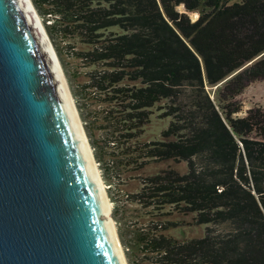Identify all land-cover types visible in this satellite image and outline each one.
Returning a JSON list of instances; mask_svg holds the SVG:
<instances>
[{"label":"trees","instance_id":"16d2710c","mask_svg":"<svg viewBox=\"0 0 264 264\" xmlns=\"http://www.w3.org/2000/svg\"><path fill=\"white\" fill-rule=\"evenodd\" d=\"M32 1L60 54L70 37L91 46L75 52L70 44L65 53L98 66L74 93L85 100L102 95L110 106L103 116L109 124L101 129L112 134L100 145L91 137L113 197L121 192L154 209L173 204L206 225L203 237L178 240L164 234L166 223L125 222L121 236L130 263L264 264V110L239 115L236 97L244 85L234 83L242 80L235 73L257 58L251 76L264 78V0ZM215 86L218 102L209 92ZM162 101L164 115L173 118L163 140L130 144V131L148 123ZM96 115L90 110L86 118ZM121 121L124 132L113 136ZM105 152L111 157L103 161ZM147 160L186 161L189 170L142 178L135 193L119 187L126 181L119 165L137 169ZM116 200L118 208L125 202Z\"/></svg>","mask_w":264,"mask_h":264},{"label":"water","instance_id":"95a60500","mask_svg":"<svg viewBox=\"0 0 264 264\" xmlns=\"http://www.w3.org/2000/svg\"><path fill=\"white\" fill-rule=\"evenodd\" d=\"M30 2L36 14L28 0H0V264H129L68 79Z\"/></svg>","mask_w":264,"mask_h":264},{"label":"rangeland","instance_id":"374dc122","mask_svg":"<svg viewBox=\"0 0 264 264\" xmlns=\"http://www.w3.org/2000/svg\"><path fill=\"white\" fill-rule=\"evenodd\" d=\"M240 0H231V2H236ZM195 15L192 14V17ZM195 18V17H194ZM42 22L44 26L46 27V23L44 22L43 18L41 17ZM114 28H110L105 30V33H110ZM50 36V35H49ZM51 42L56 50V53L58 55V58L60 60V63L62 65V68L66 74V77L68 79L71 91L73 93L74 100L76 102V106L78 109V113L80 115L81 121L85 127L86 133L88 135L92 150L94 152V156L96 158V161L98 163L100 172L102 174L103 180L105 182V185L107 187V192L110 198V201L112 203L111 208V217L113 218L117 231L119 233V236L122 241L121 236V230H126L125 224L128 223L129 225H134L133 222H137L135 225H141L142 222L144 224H148L150 222V225L154 222H163L165 226H168V229L163 230L164 234L171 236L173 238H177L178 240H189L193 238H199L203 237L205 235L206 225H200L196 224L195 222V214L188 213L185 214L179 210V208L176 205L173 204H167L164 206H158L159 209H154V206L152 205L149 207H145L144 204H140L139 202L135 203L132 201H127L126 197L123 196V194L117 195L116 197H113L115 190L113 188H109V185L107 183V179L105 178V175L103 174V170L101 168L99 157L97 156L98 150L96 149V146H94L92 142L91 134L94 136L96 140H98V144H101L102 136L108 137L107 134L110 133V130L101 129V126L105 127L108 122L104 121L103 116L105 115L104 109L110 108L107 103H104L101 101L102 95H98L97 97L91 96L90 99L85 100L84 98L81 99L80 95H75V91L79 90L78 85L79 84H85L88 81V76L86 75L87 72H91L98 68L97 65H84V62H82L78 58H74L70 56L69 54L65 53V49H67V46L69 47L70 44L74 45V49L77 51L81 50H87L91 46H88L86 44H83L80 38L78 37H70L65 42H61V46H59L60 51L62 54H60L58 47L56 46L55 42L50 37ZM62 47V49H61ZM64 60H63V58ZM259 58L256 60L248 63L243 68L238 70L235 74H239L242 78L240 82L235 81L237 85L243 84L244 88L243 91L236 97V100L238 104H241L242 111L239 115H244L247 113L249 109L252 108H262L264 110V78L261 77H255L254 75L251 76L253 72L257 74V67L256 62ZM77 68L76 70L73 68ZM75 70V71H73ZM71 73V76L69 72ZM74 72H81L82 74L80 76H77ZM235 75V76H237ZM234 76V75H232ZM230 76V78H235ZM71 79V80H70ZM128 83V82H127ZM224 84L222 86H219V88L222 87V90L224 88ZM236 87V86H235ZM218 87H209V92L211 94V97L218 102ZM79 96V98L77 97ZM165 101L157 103V106H155L152 110V114L150 116V120L148 123H146L143 127L133 129L132 133L134 135L132 136V139H130V144L135 143H148V142H155L158 140H163L162 132L167 129L173 120L171 116H165L164 109H161L160 106H164ZM123 108L120 107L118 110H122ZM90 110L99 112V116L96 115L94 118H86V116L89 114ZM92 112V111H91ZM98 114V113H97ZM118 117H120V113ZM94 115V114H93ZM91 122L92 127L94 130H90L87 127L86 121ZM125 125L123 121H121V124L117 123L115 126H118L119 131H115L114 135L118 134L120 136L121 132H124L121 128ZM114 126V125H112ZM114 129V128H113ZM106 130V133H105ZM121 130V131H120ZM101 139V140H100ZM119 141H124L123 139H116ZM111 151V148H109ZM106 151V150H105ZM103 152V151H102ZM100 153V151H99ZM109 153V151H108ZM107 152L104 154V160H108L111 156L108 155ZM101 154V153H100ZM102 156V155H101ZM121 155H116V160L118 161L121 159ZM146 164H143L142 166L137 165V169H135V164H130L124 167H121L119 165L118 167L122 171V178L126 179V181H121V184L119 187H123L126 190L131 191L132 193L137 192L142 186L143 183L146 180H142V178L147 179L148 176H152L158 172H163L165 170H173L178 173H186L189 170V165L186 161L177 162L175 160H156V162H152L147 160ZM125 190L122 189V192ZM127 192V191H126ZM120 196L125 202L120 205V208L117 207L116 199ZM127 201V202H126ZM117 208V211H116ZM126 222V223H125ZM132 227V226H131ZM133 228V227H132ZM122 245L124 247L128 263H130L129 256L127 254L126 248L122 242Z\"/></svg>","mask_w":264,"mask_h":264},{"label":"bare ground","instance_id":"6f19581e","mask_svg":"<svg viewBox=\"0 0 264 264\" xmlns=\"http://www.w3.org/2000/svg\"><path fill=\"white\" fill-rule=\"evenodd\" d=\"M28 1H29L30 5H31L30 0H28ZM31 7H32V5H31ZM32 9H33V7H32ZM33 11H34V9H33ZM34 12H35V11H34ZM35 14H36V12H35ZM196 16H197V15L195 14L194 17H196ZM36 17H37V16H36ZM38 18H39V17H38ZM39 19H40V18H39ZM41 21H42V20L40 19V22H41ZM42 23H43V22H42ZM42 26H43V25H42ZM53 53H54V55H55V58H56V60H57L58 65H59V67H60V70H61V72H62V74H63V70H62V68H61V63H60L59 59L57 58V55H56L54 49H53ZM64 80H65V79H64ZM65 83H66V82H65ZM67 83H68V81H67ZM66 86H67V84H66ZM68 86H69V85H68ZM69 94H70V97H71V100H72V103H73L74 109H75L76 114H77V113H78V109H77V106H76V102H75L73 96H71L70 91H69ZM77 117H78V115H77ZM78 120H79L80 126H81V128H82V126H83L82 121H81L79 118H78ZM82 132H83V135H84V137H85V140H86V142H87V145H88V147H89L90 152H91V151L93 152V150L91 149L92 147L90 148V146H89L88 139H87V136H85L86 134H84L83 128H82ZM91 155H92V153H91ZM92 158H93V157H92ZM93 160H94L95 166H96V168H97L98 174H99V176H100L101 182H102V184H103L104 190H105V192H106V195H107V198H108V201H109V205H110V213H111L112 203H111V201H110V198H109V195H108V192H107V187H106V185H105V182H104V180H103V177H102V175H101V172H100V169H99V166H98V163H97L95 157L93 158ZM110 217H111V215H110ZM111 218H112V217H111ZM112 220H113V219H112ZM113 222H114V221H113ZM121 249H122V252H123V248H122V246H121ZM123 255H124V252H123ZM124 258H125V255H124ZM125 261H126V258H125Z\"/></svg>","mask_w":264,"mask_h":264}]
</instances>
